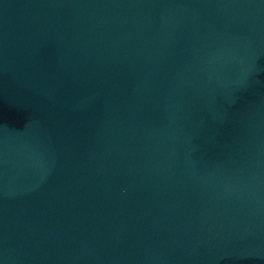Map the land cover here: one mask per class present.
<instances>
[{"label":"water","instance_id":"1","mask_svg":"<svg viewBox=\"0 0 264 264\" xmlns=\"http://www.w3.org/2000/svg\"><path fill=\"white\" fill-rule=\"evenodd\" d=\"M0 264H264V0H0Z\"/></svg>","mask_w":264,"mask_h":264}]
</instances>
